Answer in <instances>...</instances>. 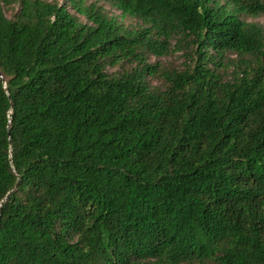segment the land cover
Segmentation results:
<instances>
[{"label": "trees", "instance_id": "trees-1", "mask_svg": "<svg viewBox=\"0 0 264 264\" xmlns=\"http://www.w3.org/2000/svg\"><path fill=\"white\" fill-rule=\"evenodd\" d=\"M108 1L0 0V264H264V0Z\"/></svg>", "mask_w": 264, "mask_h": 264}, {"label": "rangeland", "instance_id": "rangeland-1", "mask_svg": "<svg viewBox=\"0 0 264 264\" xmlns=\"http://www.w3.org/2000/svg\"><path fill=\"white\" fill-rule=\"evenodd\" d=\"M48 1H52V0H48ZM59 1L63 2L65 0H59ZM91 1L96 2L100 6H103L110 13V15L117 16V18L126 26L135 27V26L141 24V22L139 20L132 18V17L122 18L121 12L118 9H116L115 7H113L108 0H91ZM221 3H223V1H221ZM18 9H19V3H14L10 7H8V6L4 7V10H5L7 17H12L14 15V13H16L18 11ZM241 16L246 21L259 23V24L264 26V14H261L258 16H246V15H241ZM82 19L85 20L84 18H82ZM175 42L176 41H173L171 51L168 55H165L162 57H156L154 55H151L149 57V62H151V63L159 62L163 66L169 67V68H183L187 58H186V55H184V52L182 50L177 51L174 49ZM233 57H235V56H233ZM117 68L118 67L110 68V71L116 70ZM233 69H234V66L231 65V67L229 69V73ZM151 81L154 85H159L161 82L156 77H151Z\"/></svg>", "mask_w": 264, "mask_h": 264}]
</instances>
